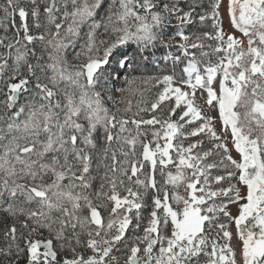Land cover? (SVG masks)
<instances>
[{
	"label": "snow or ice",
	"instance_id": "snow-or-ice-1",
	"mask_svg": "<svg viewBox=\"0 0 264 264\" xmlns=\"http://www.w3.org/2000/svg\"><path fill=\"white\" fill-rule=\"evenodd\" d=\"M0 264H264V0H0Z\"/></svg>",
	"mask_w": 264,
	"mask_h": 264
},
{
	"label": "crops",
	"instance_id": "crops-1",
	"mask_svg": "<svg viewBox=\"0 0 264 264\" xmlns=\"http://www.w3.org/2000/svg\"><path fill=\"white\" fill-rule=\"evenodd\" d=\"M198 103H199V101H198ZM204 114L210 115L211 117H213V124L215 125V127L217 128V131L219 132L221 129V122H220L219 117H218V110H208L206 108Z\"/></svg>",
	"mask_w": 264,
	"mask_h": 264
},
{
	"label": "trees",
	"instance_id": "trees-1",
	"mask_svg": "<svg viewBox=\"0 0 264 264\" xmlns=\"http://www.w3.org/2000/svg\"><path fill=\"white\" fill-rule=\"evenodd\" d=\"M119 102V101H118Z\"/></svg>",
	"mask_w": 264,
	"mask_h": 264
}]
</instances>
